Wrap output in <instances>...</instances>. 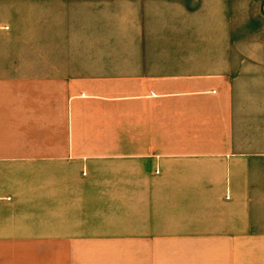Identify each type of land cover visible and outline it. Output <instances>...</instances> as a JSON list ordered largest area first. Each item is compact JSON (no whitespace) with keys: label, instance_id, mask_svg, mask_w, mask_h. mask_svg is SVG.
I'll return each instance as SVG.
<instances>
[{"label":"crops","instance_id":"obj_1","mask_svg":"<svg viewBox=\"0 0 264 264\" xmlns=\"http://www.w3.org/2000/svg\"><path fill=\"white\" fill-rule=\"evenodd\" d=\"M0 264H264V0H0Z\"/></svg>","mask_w":264,"mask_h":264}]
</instances>
